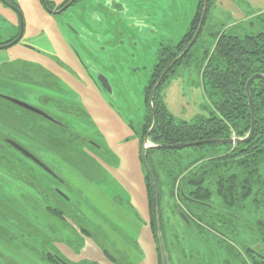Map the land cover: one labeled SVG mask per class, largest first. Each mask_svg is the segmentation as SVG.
<instances>
[{"label":"rangeland","instance_id":"374dc122","mask_svg":"<svg viewBox=\"0 0 264 264\" xmlns=\"http://www.w3.org/2000/svg\"><path fill=\"white\" fill-rule=\"evenodd\" d=\"M14 1L17 7L0 0V40L22 31L19 42L0 48V96L58 115L63 110L65 123L85 141L70 137L71 150L61 156L41 143L38 129L34 135H18L0 122V264H57V260L160 264L139 125L144 121L145 90L158 52L183 39L200 0H48L53 3L49 8L58 9V14L47 11L42 0ZM66 1L70 5L63 10ZM203 6L204 0L202 10ZM202 30L190 63L177 66L161 89L177 119L209 114L213 105L202 75L205 52L212 51L221 32L245 36L264 31V0H211L210 4L208 0ZM24 62L34 64L37 71L20 76L26 80L32 74L36 84L9 77ZM44 71L55 77L53 86L40 77L46 75ZM101 74L111 90L97 80ZM42 95L70 106L55 107ZM1 116L8 117L6 112ZM36 123L45 128L52 125L41 116ZM12 137L56 173L61 195L51 194L50 173L16 151L8 143ZM196 154L193 147H185L158 158L172 156L185 166ZM164 169H160L161 206L172 264H181V259L191 264L203 257L218 264L224 259L222 245L232 243L242 251L244 246L252 247L258 234L256 222L264 221V208L246 199L241 210L231 211L235 215L225 216L215 202L216 208L208 211L215 222L207 217L200 225H189L175 210V204L182 202L172 192ZM20 170L41 198L31 185L20 181ZM50 202L63 215L51 213ZM185 209L199 223L196 209Z\"/></svg>","mask_w":264,"mask_h":264},{"label":"trees","instance_id":"16d2710c","mask_svg":"<svg viewBox=\"0 0 264 264\" xmlns=\"http://www.w3.org/2000/svg\"><path fill=\"white\" fill-rule=\"evenodd\" d=\"M6 1L17 7L14 0ZM210 2L211 0H209V4ZM46 4L48 7L53 6V3L48 0H46ZM202 4L203 0H200L198 12L192 19L190 30L183 39L176 45L162 46L158 52L151 78L145 90L147 109L144 121L139 125L143 143L153 124V111L155 112L156 123L150 131L149 139L159 145L244 137L251 128L252 113L247 93V82L255 74L264 75V31L245 36L221 32L215 38L212 51L205 52L206 63L202 75L207 96L213 105L209 114L198 115L191 120L177 119L169 112L161 93V89L174 74L177 66L190 63L194 47L198 43L201 33L185 56L164 75L153 94L152 106L150 104L151 92L159 78L170 63L191 42L200 21ZM15 37L0 40V45L12 42ZM14 64H9L7 69ZM18 69V71L16 70L17 73H12L13 75L9 76L11 79L36 84L32 74H30L32 78L28 76L27 79L25 78L26 80L20 76L26 72L31 73L33 69L36 73L37 67L34 64L25 63ZM44 72L46 75H40V77L49 79V81L53 80L54 84L55 77L47 71ZM250 94L255 116L254 133L250 140L235 144H194L189 147L197 150L196 157L185 166H182L181 162L172 156L158 158L163 152H174L180 149L151 147L146 150L147 162L158 187L157 189L151 175L147 172L151 227L157 243L160 264L159 232L163 234L166 249L169 252L170 264L173 260L161 206V168L167 169H164V172L170 178L172 192L175 194L177 192L176 196L182 202L175 204V210L189 225L193 223L200 225V221L207 217L215 222L208 211L215 209L216 205L219 210L225 212V216L235 215L231 211L241 210L246 199H251L256 208H264V78L257 77L251 82ZM2 101H5L6 105ZM10 104L12 107L9 106ZM17 107V105L0 96V122L6 125L10 121L18 129L17 131L29 135L38 129V132L42 133L41 140L44 141L41 143L54 152L66 156V152L71 150L70 137H74L78 141L79 139L85 141L81 134L61 123H51L52 125L50 124L51 126L48 128L39 125L36 123L39 115L18 107L23 109L20 112ZM3 112H6L8 117L1 116ZM157 193L159 194L158 197ZM46 199L50 201L49 198ZM192 207L198 213L199 223L192 220L191 215L185 209L193 211ZM199 208H202V211ZM48 210L51 213L59 214V216L62 214V211L55 206L49 207ZM256 223L258 234L252 240V247L244 246L242 251L232 243L224 244L221 246L224 259L218 264H264V260L253 252L255 250L264 255V221L260 220ZM53 258V255L49 257V259ZM61 259L64 258L61 257ZM57 264L65 263L57 260ZM181 264H184L182 259ZM191 264H212V261L203 257L198 261L192 260Z\"/></svg>","mask_w":264,"mask_h":264},{"label":"water","instance_id":"95a60500","mask_svg":"<svg viewBox=\"0 0 264 264\" xmlns=\"http://www.w3.org/2000/svg\"><path fill=\"white\" fill-rule=\"evenodd\" d=\"M5 3H7V5H10L12 7H14L12 4H10L8 1L6 0H3ZM73 2V0H72ZM42 4L43 6L45 7V9L47 11H49L50 13H53L54 11L51 10L47 4H46V0H42ZM207 4H208V0H204V6H203V10H202V14H201V19H200V22H199V25H198V28H197V31L193 37V39L191 40V42L188 44V46L186 47V49L176 58L174 59L170 65L165 69V71L163 72V74L161 75V77L159 78L156 86L153 88L152 92H151V95H150V104L152 106V100H153V94L156 90V88L158 87V85L161 83L164 75L181 59L185 56V54L190 50V48L194 45L195 41L197 40L201 30H202V26H203V23H204V19H205V15H206V11H207ZM70 4L66 5L65 7H63V10H65L67 7H69ZM17 9V8H16ZM60 12V11H58ZM56 12V13H58ZM22 38V31L20 32V35L15 39L13 40L12 42L10 43H7L5 45H0V48H4V47H9L13 44H16L17 42L20 41V39ZM257 77H261V78H264V75L262 74H255L253 77H251L248 82H247V93H248V96H249V105H250V108H251V113H252V123H251V128L248 132V134L244 137H232V138H229V139H209V140H205V141H199V142H192V143H184V142H180V143H175L173 145H166V144H163V145H159V144H155L153 142L150 141L149 139V135H150V131L151 129L153 128V126L155 125L156 123V116H155V112L153 111V115H154V118H153V124H152V127L150 129V131L148 132L147 136L145 137V140H144V143H143V161H144V164H145V167H146V170L148 172L149 175H151L152 177V180L155 182L154 180V177L152 175V172H151V169L148 165V162H147V158H146V150L148 148H151V147H162V148H172V149H183L185 147H189V146H192L194 144H204V143H218V144H235V143H240V142H244V141H248L251 139V137L253 136V133H254V128H255V116H254V107H253V102H252V97H251V94H250V84L251 82L257 78ZM99 83L101 84V86L106 89V90H111V87H110V84H109V81L108 79L104 76V75H98V79ZM4 99L8 100L9 102L25 109V110H28L32 113H35V114H38V115H41L47 119H53L51 118V116H49L47 113H45L43 110L27 103V102H24V101H21V100H18V99H15V98H11V97H7V96H4V95H1ZM8 143L14 147V149H16L18 152L22 153L24 156H26L28 159L32 160L34 163H36L37 165H39L42 169H44L45 171H47L48 173L52 174V175H56L55 172H53L47 165H45L39 158H37L33 153H31L30 151H28L26 148H24L21 144H19L17 141L15 140H8ZM155 186L156 188L158 189L157 187V184L155 182ZM158 193H157V197H158ZM158 239H159V247H160V252H161V264H170V257H169V252L168 250L166 249V245H165V242H164V239H163V234L161 232L158 233ZM253 252L262 260H264V255H261L259 253H257L255 250H253Z\"/></svg>","mask_w":264,"mask_h":264},{"label":"flooded vegetation","instance_id":"af4514ba","mask_svg":"<svg viewBox=\"0 0 264 264\" xmlns=\"http://www.w3.org/2000/svg\"><path fill=\"white\" fill-rule=\"evenodd\" d=\"M78 0H73V3H75V2H77ZM72 3V4H73ZM69 4V1H67L66 3H65V5H68ZM64 5V6H65ZM63 6V7H64ZM68 8V7H67ZM56 12H58V9L57 10H54V12L52 13V14H58V13H56ZM20 35V33L15 37V39L18 37ZM15 39H13V40H15ZM51 84H53V80L51 81H49ZM46 99V101L47 100H49V98H45ZM52 103L53 104H55V107H63V108H68V105L67 106H65L66 104H64V103H62V102H60L59 100H55V99H52ZM19 107V106H18ZM21 108V107H20ZM60 111V115H58V114H55V113H53V112H50V111H44L45 113H47L49 116H51V118H53L52 120L51 119H47V118H45V117H43V116H41V115H39V116H41V117H43V118H45L46 120H48V121H50L51 123H61L62 125H65V126H67L68 128H71L68 124H66L65 123V121L63 120V116L66 114L63 110H61V109H59ZM65 111H66V109H65ZM67 112V111H66ZM38 115V114H37ZM62 115V116H61ZM61 116V117H60ZM14 140V139H13ZM14 148V147H13ZM16 150V149H15ZM17 151V150H16ZM59 155H61V154H59ZM62 156V155H61ZM42 161V160H41ZM43 162V161H42ZM21 163V162H20ZM45 165H47L45 162H43ZM35 165H37L36 163H34ZM21 168H24V166L23 165H19ZM39 168H41L39 165H37ZM48 166V165H47ZM49 167V166H48ZM4 170H8V168H7V166L6 165H4L3 167H2ZM50 168V167H49ZM42 169V168H41ZM51 169V168H50ZM22 170H24V169H22ZM22 170H20L21 172H22V174L18 177L19 179H20V181H22V183L23 182H25V184L27 183L28 184V182H26L25 180H24V176H23V173H25L24 171H22ZM43 171H44V169H42ZM52 170V169H51ZM53 171V170H52ZM46 172V171H45ZM54 172V171H53ZM47 174H49L48 172H46ZM16 174V173H15ZM56 174V173H55ZM54 180H53V182L51 181V184L49 185V188H50V190H51V194H52V192H53V194H57V193H59V191H58V186H57V180H59V177H57V175H52V174H49ZM34 177H35V175H34ZM29 186L31 185V184H28ZM32 187H33V189H34V191H35V193H37L38 195H39V198H41V192H39V190H37V188L35 187V186H33V185H31ZM60 194V193H59ZM58 195V194H57ZM61 195V194H60ZM56 196V195H55ZM50 200V199H49ZM55 200V199H54ZM52 203H54V201H53V199H51L50 200ZM56 201V200H55ZM50 202V204L51 205H53L52 203ZM58 204V203H57ZM54 206V205H53Z\"/></svg>","mask_w":264,"mask_h":264},{"label":"crops","instance_id":"0c3cea01","mask_svg":"<svg viewBox=\"0 0 264 264\" xmlns=\"http://www.w3.org/2000/svg\"><path fill=\"white\" fill-rule=\"evenodd\" d=\"M42 97L49 98V100H48L49 103H52V99H54V98H52V97L44 96V95H42ZM64 104H65V103H64ZM66 105H68V104H66ZM68 106H70V105H68ZM37 108H38V107H37ZM82 110H83V109H82ZM86 110H87V109H85V108H84V110H83V112H84L85 115H87V112H88V111H86ZM27 111H28V110H27ZM145 113H146V112H145ZM65 115H66V114H65ZM65 115H64V116H65ZM3 126H4V127L6 126V127H8L9 129H13V131H15L18 135H20V133H21V132L17 131L18 129L15 127L14 124H11L10 121H9L8 124H6V125L3 124ZM18 143L21 144L20 141H18ZM21 145H22V144H21Z\"/></svg>","mask_w":264,"mask_h":264}]
</instances>
